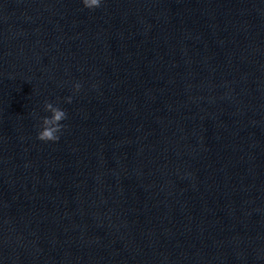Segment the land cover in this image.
Returning <instances> with one entry per match:
<instances>
[{
    "label": "water",
    "instance_id": "95a60500",
    "mask_svg": "<svg viewBox=\"0 0 264 264\" xmlns=\"http://www.w3.org/2000/svg\"><path fill=\"white\" fill-rule=\"evenodd\" d=\"M0 264H264V0H0Z\"/></svg>",
    "mask_w": 264,
    "mask_h": 264
}]
</instances>
